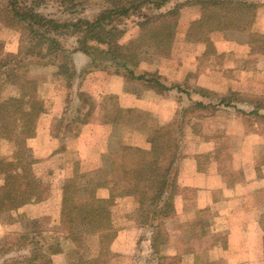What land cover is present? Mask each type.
Returning <instances> with one entry per match:
<instances>
[{"label": "rangeland", "instance_id": "1", "mask_svg": "<svg viewBox=\"0 0 264 264\" xmlns=\"http://www.w3.org/2000/svg\"><path fill=\"white\" fill-rule=\"evenodd\" d=\"M194 1L167 0L159 10L148 4L111 26L123 33L119 44L125 47L122 53L129 56L128 47L140 43L145 33L138 24L153 15L170 14L155 24L160 27L168 21L173 25L170 41L134 47L137 66H129L137 76L156 75L171 88L161 109L175 117L161 125L146 109H120L114 97L99 102L81 91L82 79L90 69H101L110 76L128 75V70L119 63L103 64L89 57L90 65L77 71L72 56L78 53L80 35L49 31L46 37L55 41L53 51H45L43 57L30 54L42 38L8 18L2 12L8 0H0V59L17 61L8 66L13 69L12 77L16 75L19 84L37 85V97L44 103L45 114L51 110L53 98L66 96L64 115L54 120L51 136L60 141L62 138L65 149L84 124L103 122L113 128L104 153L80 154L71 144L67 154L46 157L44 150L39 153L30 145L35 142H27L24 160L34 163L32 173L39 179L47 200L40 201L46 206L36 207L45 211L41 214L31 210L28 215L0 211V264L21 261L32 250L37 255L44 253L49 264H193L192 254L196 256L204 250L191 247L201 235L197 227L189 228L187 240L181 242L185 248H178L180 242L174 236L183 224L168 193L180 190L174 181L175 165L188 156L184 153L198 152L197 144L209 140L215 139L218 148L211 146V152L198 157L205 168L216 162L228 171L236 167L238 174L247 166L248 159L260 171L264 166V23L258 21L264 0H253L258 5L253 18L214 15L211 8ZM20 2L28 7L34 4V0ZM34 8L65 23L79 19L95 21L109 6L105 0H45ZM38 32L45 37L44 29ZM229 41L232 45L226 44ZM216 43L225 51H218ZM94 51L99 56L97 47ZM128 76L125 77L129 92L139 96L146 83ZM6 78L0 71V85ZM20 88L7 84L1 96L16 97ZM44 94L48 99L42 97ZM154 106L158 107L155 103ZM143 130L149 131L145 139L151 137V145L157 135L167 136L161 143L168 147L161 166L162 172L167 170L169 185L174 183L172 187L161 188L148 178L143 167L148 153L138 148L142 141L135 132ZM91 136L94 139L95 134ZM244 143L255 149L245 151L248 144ZM15 151L12 143L0 141V157L13 161ZM3 181L0 177V186ZM66 200L71 206L70 220L65 217ZM211 220L214 221L212 215L204 216L200 223L206 225ZM210 231L208 228L203 236H211ZM41 255L39 263L44 264L46 259Z\"/></svg>", "mask_w": 264, "mask_h": 264}, {"label": "crops", "instance_id": "2", "mask_svg": "<svg viewBox=\"0 0 264 264\" xmlns=\"http://www.w3.org/2000/svg\"><path fill=\"white\" fill-rule=\"evenodd\" d=\"M259 16L258 21L264 23V11ZM215 37L216 35L213 34L212 38ZM229 42L226 44L232 45L231 41ZM216 46L218 51H225L221 45V48L217 43ZM72 59L77 71L85 68L87 64L90 65L91 62L89 56L81 52L73 55ZM88 72V75L82 79L81 91L87 92L90 97L96 98L99 102L109 96L114 97L119 103L120 109L137 108L143 111L146 109L158 119L161 125H167L170 120L174 119V113H165L161 109V103L166 102L168 92L158 94L154 90L143 88L138 96L129 92L124 74L110 76L101 69L95 68ZM47 87L48 85H46ZM43 88L40 89V93ZM42 97L47 98L45 94ZM52 100L54 103L51 110L48 114H43L44 116L42 115L38 121V136L28 140L35 142L30 145L34 146L39 153L44 150L46 157L65 155L71 148L80 154H88L87 152L96 154L106 151V145L113 128L103 122L101 125H97L95 121L92 124H84V128L82 127L77 134L78 136H74L63 149L62 138L60 141L59 138L52 137L51 133L54 120L64 115L66 96L59 95ZM154 103L158 107H155ZM158 128L163 129L162 126ZM135 132L142 141L137 147L149 153L152 148L150 141L152 138L145 139L149 136V131ZM93 133L95 134L94 139L91 136ZM96 138L99 140L98 143H96ZM71 144L73 146L69 148L68 146ZM245 144L246 146L248 144L247 148L244 147L245 151L249 152L253 148L255 149L253 145H249L250 143H244V146ZM211 146L215 149L218 148L215 139L197 144L198 152L194 153L198 155L192 152L184 153L188 156L184 155L185 157L175 165L176 178L174 181L178 183L180 190L178 193L169 191L168 195L173 200L174 212L179 222L183 224V227L177 231L178 234L174 236V239L180 242L178 248H185V244H181V242L187 240L186 234L189 228L197 227V232L201 231V235L191 247L194 249L203 247L204 250L198 251L196 256L192 254L195 259L193 264H196L197 261L203 264H264V226L262 224L264 219V166L260 171L254 161L248 159L247 166L238 174H236V167L228 171L216 162L205 168L199 162L198 157L211 152L213 150ZM173 184L170 186L172 187ZM42 201L47 200L43 198ZM41 202L24 206L16 210L14 214L28 215L31 210H37L44 214L45 209L36 207L46 206L45 202ZM210 215L214 217V221H207L206 225L200 223V218ZM208 228L211 229V236L204 237L203 233L207 232ZM223 238L224 241L219 240ZM214 239L215 242H213ZM187 248L189 249V245ZM181 254H185L184 251ZM53 261L55 263V259Z\"/></svg>", "mask_w": 264, "mask_h": 264}, {"label": "trees", "instance_id": "3", "mask_svg": "<svg viewBox=\"0 0 264 264\" xmlns=\"http://www.w3.org/2000/svg\"><path fill=\"white\" fill-rule=\"evenodd\" d=\"M109 8L99 16L95 21L79 19L75 22H57L50 19L35 10V6L41 5L45 0H34L31 7L20 2V0H8V6L2 11L8 18L16 20V23L28 27L34 35L42 38L34 47L31 48L32 55L43 57L45 51H53L52 43L46 37L49 31L57 32L60 30L71 31L72 34L80 35L79 48L77 52L88 55L94 61H100L103 64L119 63L128 70L129 78L144 82V88L154 90L158 94H164L170 91V87L165 85L156 75L142 74L137 76L129 66H137L133 49L136 46L144 44L162 45L168 43L172 38L173 25L164 21L160 27H155L159 20H163L170 14L153 15L141 21L140 28L145 30L142 34L140 43L136 42L128 47L129 56L124 55L122 50L124 46L119 44L123 33L117 26L111 27L112 23L120 21L122 18H128L133 13L136 14L144 9L148 4L153 5L159 10L167 0H105ZM194 2L211 8L214 15H236L242 18L256 17L258 5L253 0H195ZM246 16V17H244ZM111 27V28H110ZM235 29L236 25L233 26ZM39 29L45 30V37L39 33ZM97 47L99 56L94 54ZM132 51V52H131ZM16 60H1L0 71L6 74L7 78L0 85V141L12 143L14 149V160L9 161L0 157V177L4 178L0 186V211H16L25 205L38 203L43 200V191L39 179L32 173L34 163H27L24 160V150L27 148V142L35 138L37 133V124L43 114L46 113L44 103L37 97V85L34 82L19 84L16 75L12 77L13 69L9 65H15ZM63 69V67H62ZM159 76V75H158ZM14 78L16 81H13ZM7 84L18 85V95L16 97L3 98L1 91ZM202 106V103H198ZM167 136L160 134L152 140V148L144 161V170L152 181L161 188H169L167 170L162 172L161 159L167 151V146L162 145ZM162 143V144H161ZM140 177L139 181H142ZM147 181V180H144ZM69 200H66L68 204ZM71 206H66L65 217L71 219ZM40 255L32 254L15 261L13 264H40ZM42 259H46L44 264H49L50 259L43 253Z\"/></svg>", "mask_w": 264, "mask_h": 264}]
</instances>
